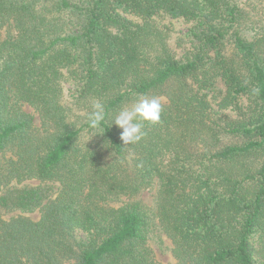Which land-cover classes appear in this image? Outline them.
I'll list each match as a JSON object with an SVG mask.
<instances>
[{
	"label": "trees",
	"instance_id": "1",
	"mask_svg": "<svg viewBox=\"0 0 264 264\" xmlns=\"http://www.w3.org/2000/svg\"><path fill=\"white\" fill-rule=\"evenodd\" d=\"M142 96L161 120L124 145ZM156 233L178 264H264V0H0V264H164Z\"/></svg>",
	"mask_w": 264,
	"mask_h": 264
},
{
	"label": "clouds",
	"instance_id": "2",
	"mask_svg": "<svg viewBox=\"0 0 264 264\" xmlns=\"http://www.w3.org/2000/svg\"><path fill=\"white\" fill-rule=\"evenodd\" d=\"M257 93V89H253ZM93 111L88 116L89 126L101 129L106 120L105 106L101 102L92 105ZM162 103L158 97L142 96L135 99L130 105L122 106L112 119L119 129L121 140L124 145L140 142L145 133L142 130L145 123L155 125L160 122ZM111 123V124H112ZM99 133V132H97Z\"/></svg>",
	"mask_w": 264,
	"mask_h": 264
},
{
	"label": "rangeland",
	"instance_id": "3",
	"mask_svg": "<svg viewBox=\"0 0 264 264\" xmlns=\"http://www.w3.org/2000/svg\"><path fill=\"white\" fill-rule=\"evenodd\" d=\"M130 18H133L137 20L133 16H129ZM159 21L161 24H167L172 27V38L170 40V45L172 49H174L179 55H182L184 52V46L187 48V43H184L182 39H185L187 37V32L189 29V23H187L183 18H173V17H165V18H159ZM8 32V26H5L2 30V35L5 37ZM65 100L66 102L71 101L73 92L75 89L74 84L72 83H65ZM24 109L28 112H31L35 115L36 124L39 125V116L34 109L25 104ZM155 190H147L143 192L142 198L152 203L153 201V194ZM32 217H39L37 213L32 214ZM81 236H84L82 233H80ZM150 245L154 251L155 257L158 261L164 263V264H178L176 259L173 257L171 252V241L168 239L167 236H165L162 233H156L153 235L152 239L150 240Z\"/></svg>",
	"mask_w": 264,
	"mask_h": 264
}]
</instances>
